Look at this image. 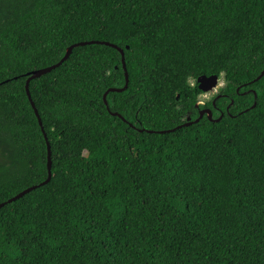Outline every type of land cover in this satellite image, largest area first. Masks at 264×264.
Instances as JSON below:
<instances>
[{
    "label": "trees",
    "instance_id": "obj_1",
    "mask_svg": "<svg viewBox=\"0 0 264 264\" xmlns=\"http://www.w3.org/2000/svg\"><path fill=\"white\" fill-rule=\"evenodd\" d=\"M263 71L264 0H0V264H264Z\"/></svg>",
    "mask_w": 264,
    "mask_h": 264
},
{
    "label": "water",
    "instance_id": "obj_2",
    "mask_svg": "<svg viewBox=\"0 0 264 264\" xmlns=\"http://www.w3.org/2000/svg\"><path fill=\"white\" fill-rule=\"evenodd\" d=\"M89 43H105V44H108V45H112V46H114V47H117V48H119V49L121 50L122 55H123V64H124V68H125V70H126V78H127V82H126V85H125L124 88H122V89L113 88V89H111V90H120V91H122V90L127 89L128 86H129L130 77H129V72H128V70H127V64H126V58H125V52H124V50L121 49L120 47H118L117 45L111 44V43H109V42H99V41H96V42H89ZM85 44H88V43H87V42H86V43H85V42H82V43H77V44L71 46V47L69 48L68 52H67V55L62 59V61H61L60 63H58L57 65H54V66H52V67L46 68V69H41V70L35 71V72H33V75L28 79V81H27V91H28V95H29V98H30V100H31V102H32V105H33L34 109H35V112H36V114H37V116H38V118H39L40 124H41L42 126H43V121H42V118H41V116H40L39 110L37 109L36 104H35V102H34V100H33V98H32V94H31V90H30V82H31V80H32L33 78L39 77V76H41V75H43V74H46V73L50 72L52 69L58 67L59 65H61V64H62V63H63V62L69 57V55L71 54V52H72V50H73V48H74L75 46L85 45ZM263 76H264V71H263L262 74L258 77V79H261ZM220 80H221V78H220L218 75H212V76H206V75H204V76H201V77L198 78L199 88H200L203 92H210V91L216 89V88L219 86V84H220ZM108 93H109V91L106 93L105 98H107ZM256 97H257V95H256ZM255 106H256V103L254 104L253 107H255ZM206 112L208 113V115H209V117H210L211 119L213 118V112H212V110L207 109V110H203V111L201 112V115H200V117L196 120V122L199 121V120L204 116V114H205ZM222 117H223V115H222L220 118L216 119V120L219 121V120H221ZM190 124H191V123H187L186 125H190ZM43 129H44V127H43ZM44 130H45V129H44ZM163 132H165V131H163ZM45 135H46V138H47V140H48L47 134H45ZM48 148H49V162H48V167H49V177H48V179H47L46 181H44L43 183H41V185H45V184L49 183V182L51 181V179H52V176H53V173H52V162H53V161H52V150H51V144H50L49 140H48ZM38 186H40V185H36V186L30 187V188L24 190V191L21 192L20 194H18V195H16L15 197L11 198L9 201H7V202H5V203H2V204L0 205V208H2L6 203L13 202V201H15V200H17V199L23 197L25 194H27V193H29L30 191L34 190V189L37 188Z\"/></svg>",
    "mask_w": 264,
    "mask_h": 264
},
{
    "label": "rangeland",
    "instance_id": "obj_3",
    "mask_svg": "<svg viewBox=\"0 0 264 264\" xmlns=\"http://www.w3.org/2000/svg\"><path fill=\"white\" fill-rule=\"evenodd\" d=\"M224 85H225L224 78H221L219 86H218L216 89H214V90H212V91H210V92H206V93H204V94L201 96V100H202V101H207V100H209L211 97H213L214 95H216V94L219 92L220 88L223 87Z\"/></svg>",
    "mask_w": 264,
    "mask_h": 264
},
{
    "label": "flooded vegetation",
    "instance_id": "obj_4",
    "mask_svg": "<svg viewBox=\"0 0 264 264\" xmlns=\"http://www.w3.org/2000/svg\"><path fill=\"white\" fill-rule=\"evenodd\" d=\"M204 93H206V92H204ZM204 93H203V94H204ZM203 94H202V95H203ZM202 95H201V96H202ZM201 96H200V104H203V105H204V104H206V102H207L208 100H207V101H202V100H201ZM213 97H214V96H213ZM213 97H211L210 99H212ZM210 99H209V100H210ZM207 109H209V108H206V109H203V110H207ZM203 110H202V111H203ZM202 111H201V112H202ZM204 115H207V112H206Z\"/></svg>",
    "mask_w": 264,
    "mask_h": 264
}]
</instances>
